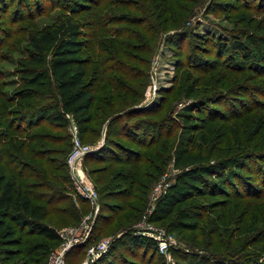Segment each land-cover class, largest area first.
I'll return each instance as SVG.
<instances>
[{
  "label": "rangeland",
  "instance_id": "obj_1",
  "mask_svg": "<svg viewBox=\"0 0 264 264\" xmlns=\"http://www.w3.org/2000/svg\"><path fill=\"white\" fill-rule=\"evenodd\" d=\"M78 1L83 7L75 12L72 6ZM81 1H86V4L83 5ZM152 2L157 6L155 8L159 13V23L150 15ZM256 3H264V0H257ZM263 8L254 9L249 0H100L96 4L87 0H0V106L17 113L11 116L0 108V149L15 151L13 137L18 141L26 140L25 136L29 131L18 132L13 128V121L18 125L21 122L27 125L32 120L35 124L30 126L33 127L30 131L36 135L33 143L29 141V147L23 148V151L16 150L18 153L13 154L16 159L11 165L6 164L9 153L5 151V160L0 163V169L8 171L10 176L9 166H16V171L23 168L32 175L21 180L23 184L33 183L31 193L37 198L41 192L53 195L65 186L62 178L66 175V170L61 163L65 162L66 153L72 146L71 118L67 116L68 124L59 126L44 118L31 116L34 110L47 108L54 102L51 95L55 92V80L48 67L52 51L49 49L46 52V66L36 83H23L22 75L29 64L31 37L46 28H53L64 17L69 16L81 26L79 39L83 41V48L80 58L86 69L85 81L97 98L96 105L100 107L103 103L99 101L112 102L114 98L116 104L113 116L116 118L134 107H142L145 111L135 115L130 122L139 125L137 132L132 131L135 141L127 137L129 130L123 125L122 119L113 121L112 116L104 121L101 118L91 123L93 133L80 131L82 141L96 147L100 142L104 145L106 127L109 124L111 128H108L107 143L118 155L123 152L115 141L142 152V156L149 160L148 163L140 164L144 177L138 175L142 177L138 178L144 186L134 187L144 191L139 194L141 199L127 200V203L138 205L136 209L120 210L117 207L122 202L120 199L106 197L107 203L115 204L109 209L101 198L92 234L97 235L99 225H103L102 221H97L103 209L102 216L111 213L116 218L113 223L100 228V239L113 237L115 241L126 231L136 230L137 225L152 223L174 235V250L181 248L189 255L212 257L220 260V264H264V159L253 158L255 164L251 166L254 168L246 167L247 169L241 170L250 177V187L258 188V196L241 194L240 197H235L231 187L226 184L228 193L225 191L226 194L219 196H192L179 203L168 218L157 219L155 212L160 199L176 183L180 174V170L173 166V150L180 139L182 124L174 121V117L185 104L197 99L205 102L203 109L193 113L194 128H199L205 136L200 139L195 135L196 129L192 130L190 139L187 140V149L208 155L212 162L232 160L238 141H242L243 147L248 144L254 148L259 136L264 134L263 126L257 127L256 130L262 128L258 136L253 132L256 122L264 121L261 120L264 117V107L240 119L224 121L215 118L219 116V112L229 115L225 100L231 99L240 104L243 99L250 105L252 101L249 94L254 95L253 89L264 92V74L259 75L248 67L237 71L233 66L226 65L228 60L237 65L234 68H241L246 63L235 53L221 56L219 45L224 42L229 45L235 39H241L255 53L264 54ZM189 85L195 91V96L190 98L185 96V89ZM6 97H11L14 102L8 103ZM257 97L260 101L264 100L255 93L254 98ZM23 113L29 117L23 119ZM100 125L104 126L103 132ZM143 130H146V138L156 134L154 141L157 144L151 142L156 146L147 148L146 142H142L143 146L136 143L143 139ZM169 130L171 132L159 136ZM17 145L20 143L17 142ZM31 148H34L33 153ZM42 157L48 160H43ZM231 160L229 163L233 164ZM20 161L25 163L21 164ZM51 164L53 168H50ZM104 165L86 159L83 163L86 177L98 190L101 183L97 179L105 176V172H99ZM123 166L113 165L108 170L107 177ZM118 181L119 178H116L114 185ZM43 184H51L54 189L50 188L45 192L47 188ZM66 189L71 198L59 199L54 203H50L47 196L44 199L47 201L48 211L44 223L54 227L57 232L64 228L79 227L91 210L89 203L84 204L78 198L72 182ZM72 200L80 209L79 220L59 213L61 209H70ZM39 201L41 202L40 199ZM195 208L202 209V215L190 214L188 210ZM2 218L0 215V219ZM6 222L14 226L11 219L6 218ZM96 222L99 223L97 227ZM178 226L182 227L180 231L176 229ZM14 231L15 235L12 237H22L23 241H47L48 245H45V250L41 248L39 254L23 256L18 252V248L23 245L8 243L4 240L5 234L0 232V264H22L31 255L35 262L29 261L28 264H39L36 262L38 259L42 262L40 264H46V261L49 264L53 250L64 241L62 238L59 242L45 241L37 235L27 236L20 229ZM228 237L230 242L225 241ZM88 247L89 244L86 248ZM86 248L78 249L77 245L72 248L70 254L65 255V264H83L87 259ZM6 249L13 252L10 257L2 252ZM120 253L121 256L113 264H163L165 260L166 264H185L183 259L175 258L173 252L172 260L169 261L160 253L144 252L143 246L137 243L131 248L121 249ZM97 264L109 263L104 260Z\"/></svg>",
  "mask_w": 264,
  "mask_h": 264
},
{
  "label": "trees",
  "instance_id": "obj_2",
  "mask_svg": "<svg viewBox=\"0 0 264 264\" xmlns=\"http://www.w3.org/2000/svg\"><path fill=\"white\" fill-rule=\"evenodd\" d=\"M91 1L94 4L98 3L97 0H87ZM110 1V0H109ZM112 1V0H111ZM245 1V0H244ZM257 0H249L251 2V5L254 7V9L264 7V3H256ZM83 2V5L86 4V1ZM154 2V1H153ZM150 4L151 7L149 9L151 18L157 20L159 17V13L157 12V7L155 4ZM72 10L79 11L83 7L80 1L76 2L74 6H72ZM264 11V8H263ZM153 12V13H152ZM145 22V21H144ZM155 26H158V24L152 20ZM140 23H143L141 21ZM161 23V22H160ZM167 27V25H165ZM80 24L74 20H72L71 17L66 16L63 18V20L54 26L53 28H46L39 32L37 35H34L31 37V49L29 52L28 57V66L26 68L27 71L23 72L22 75V82L25 84H34L39 80V77L41 74V71L46 66V52L50 49L52 51V57L49 62V70L52 75V77L55 80V92L51 96L53 97V103H51L47 108L42 107L38 110H34L31 114V116L40 117L41 119L44 118L49 123L57 124L59 126H65L68 124V115H71L74 121L77 123L79 130L82 133L91 132L93 131L90 129V124L95 123L96 121H99L101 118H103V121L109 117L112 116V120L115 121L116 119H122L123 125H126L127 130L129 132V136H127L129 139L135 141V136H133L132 131L137 132V126H139L137 123H131V120L135 117V115H139L141 113H144V108L142 107H134L132 109H127L125 114H121L118 118L114 117L113 114L115 113L114 105L116 104L115 99H112V102H105V101H99L103 103L100 107L96 105L97 98L94 95L93 90L89 85H87V82L85 81L86 77V69L85 65L83 63V60L80 58V52L83 48V41L79 39V36L81 35L80 31ZM152 28V27H151ZM220 45V52L221 56H229L230 53H235V55H239L246 63L243 67L234 68L237 65L235 63H231L230 60H228V63L226 65L233 66V69L240 71L245 67H248L250 70H253L257 72V74L261 75L264 74V54L255 53L251 47L247 45V43L241 39H235L232 43H229L227 45L226 42L219 44ZM254 95L255 93L260 96V98H264V92H261L257 89H253ZM26 95H29L30 93H25ZM251 97L252 103L250 105L246 103L243 99L240 100V104L237 102H233L231 99L225 100V103L227 104L229 108V115L221 114L219 112V116H216L215 118L222 119L224 121H229L231 118H242L246 114H250L253 111L257 110L258 108L264 107V100L260 101L257 98H254L253 94H249ZM185 96L190 98L195 96V91L193 89L192 85H189L185 89ZM8 103L14 102V100L9 97L5 99ZM203 99H197L196 101H190L189 103L185 104L182 107V110L180 113H177V115L174 117V121H180L182 124L181 131H180V139L177 144V146L173 150V166L180 170V174L177 176L176 183H173L168 192H166L163 197L160 199L157 208H156V216L157 219H164L168 218L176 209L177 205L186 199L195 196L198 197L200 195H213V196H219L220 194H226L228 193L226 191V184L231 187L232 189V195L235 197H240L241 194H247L250 196H255L258 194L256 192L258 188L250 187V184H252L250 177L246 176L242 173V168H254V166H251L252 164H255L252 159H264V134L259 136V140L256 143V146L254 148H251L247 144V146L243 147L241 144L242 141H238L236 144V148L233 152L234 158L226 159V161L218 160V161H210V158L208 155L203 154L201 152H190L187 149V140H189V135L191 134L192 130L196 129L194 128L195 125H193V121L195 120L193 118V113L195 110L203 109L205 107V102ZM204 106V107H203ZM203 107V108H202ZM1 111L6 113L8 112L11 114V116H15L10 109L3 108V105L0 106ZM218 115V112H215ZM14 114V115H13ZM214 114V113H210ZM5 115V114H4ZM23 119L26 117H29L28 114H22ZM124 117V118H123ZM17 118V117H16ZM264 119L261 118V120ZM30 120L28 124H24L23 122L15 123L13 121V128H16V130L19 131H26L27 133L26 140L25 141H18L17 138L13 137L12 139V145L13 149L15 151H10L4 149H0V163H3L5 160V151H8L9 156H7L8 160L6 163L7 165H11L13 162H15L16 157L13 155L15 152L18 153L16 150L23 151V148L29 147V141L32 143L36 140L34 137L36 135L31 134L30 126L32 124H35V122H31ZM39 123V122H38ZM110 123V122H109ZM104 125V124H103ZM100 125V130L103 132L104 126ZM191 126V127H190ZM263 126L264 127V121L263 122H256V127L254 128L253 132L258 136V134L261 132V129L256 130L257 127ZM18 128V129H17ZM108 128H111V126L108 124L106 127V140L104 145H102L99 149L90 152L86 155V161H92L95 163H104L103 169H101L99 172H105V176L102 178L97 179V182L100 184V189L98 190L100 194V201L102 198V201L107 208L112 209L115 204H109L105 200L106 197L110 198H118L122 202L117 205L120 210L128 209H136L138 205H134L132 203H127V200L132 198L134 200L141 199L140 195L141 193H144V191L140 189H134V187L138 186H144L142 183V180H140L138 177L142 178L144 177V174L140 171L141 166L140 164L148 163L149 160L146 159L144 156H142V152H138L135 149H131L127 146H123L120 142L115 141L116 144L119 145V148L122 150L123 154L118 155V153L111 147L107 141H108ZM162 130V129H161ZM171 132V130L160 133L167 134ZM252 132V133H253ZM98 133V132H97ZM2 133H0L1 135ZM155 133H153L150 138H146L147 136L146 130L142 131V137L143 139H139V141H136L139 146H143L142 142H146L148 146H145L147 148H151L157 144V141H154L156 139ZM195 135L199 136L200 139H203L204 133L199 128L195 130ZM148 137V136H147ZM184 137L186 139H184ZM1 139V138H0ZM35 139V140H34ZM11 141V139H10ZM17 142L20 143V145H17ZM152 142V143H151ZM208 142V141H206ZM230 143V142H229ZM152 145V146H151ZM229 145V144H228ZM261 145V147H259ZM26 146V147H25ZM70 150V148H69ZM68 150V152H69ZM25 152V151H24ZM31 152H34V148H31ZM68 152L66 154H68ZM36 153V152H35ZM63 153V152H62ZM34 156L39 157L38 155L34 154ZM67 158V156H66ZM65 162H62V166H65V172L66 175L62 178V183H65V186H63L62 190L59 192H56V194L53 195H47V193H42L39 195V198L34 197L31 193V188L34 187L33 183H26L23 184L21 178H29L32 175L26 173L24 169H18V171L15 170V167L9 166V171L11 173L10 176H8L9 172L4 171V169H0V215L3 217L0 219V232L5 234L4 240L7 241L10 244H14L16 246H20V244L23 245V247L18 248L19 254L25 256L27 254H39L40 249L42 248L45 250L46 246L48 245L46 240H57L58 242L61 240V237L57 230L54 227H51L44 223L46 217H47V201L44 200L47 196L50 203L57 202L59 199L69 198V194L66 192V187L68 184H70L71 178L70 174H68V166ZM43 160H48L42 157ZM233 161L230 164L229 161ZM248 161V162H247ZM11 163V164H10ZM21 163V161H20ZM24 164L25 162L22 161ZM21 163V164H22ZM49 163V162H48ZM247 163H249L247 165ZM5 164V168H6ZM123 164L124 166L121 167L120 170H118L116 173H113L112 175L107 177V173L112 169L113 165ZM203 164V165H202ZM127 167V168H126ZM50 168H53L52 164L50 165ZM246 168V169H247ZM109 170V171H108ZM138 175H143L138 176ZM116 178H119L118 183H115L117 185H114V182L116 181ZM120 183V184H119ZM45 190L49 191L50 188L54 189L51 184H43ZM244 190H241V186ZM225 186V187H224ZM118 187V188H116ZM141 187V188H142ZM146 187V186H145ZM56 190V189H55ZM65 190V191H63ZM102 190L104 192H102ZM226 191V193H225ZM246 195V196H247ZM67 196V197H66ZM258 196V195H257ZM71 198V197H70ZM41 200V203L39 201ZM84 204L87 202L82 200ZM107 203V204H106ZM109 204V205H108ZM103 207V204H102ZM119 210V212H120ZM191 210V211H190ZM190 214H193L195 216L202 215V209H189ZM59 213H63L64 216H68L69 218H72L74 220L80 218V209H78L75 206V203H73V200L70 203V209H61L59 210ZM103 209L99 213L98 222H103V225H99L96 222V227L99 225V230L96 234H92L94 228H92L91 234L89 237L81 244L77 245L78 249H85L87 245L97 242L100 240L101 236L99 234L101 233L102 227H104L106 224L113 223L112 221L115 220L116 216L112 215L111 213L108 215L102 216ZM115 214V213H114ZM7 219H11L14 223V226H12L10 223L6 222ZM94 226V225H93ZM189 226V225H187ZM181 226H178L176 229L179 231L181 230ZM14 229L21 230L22 232L26 233L27 236L31 235H37L39 237L44 238L46 242H41L38 239L33 240H26L23 241L22 237H12L15 235ZM123 235V236H122ZM119 237L113 241L111 248L109 251L102 255L99 259H97L95 262H92L91 264H97L101 263L102 261H107L109 264H113L116 258L121 256L120 250L131 248L133 244H140V246H143V251H152V253L159 254L157 243L153 239L142 236V235H136L134 233V230L131 229L123 233ZM224 241V239H223ZM226 242L229 241L228 239H225ZM229 244V243H226ZM48 247V246H47ZM76 247V246H75ZM74 249V247H73ZM71 249L67 254H70V252L73 250ZM87 249V248H86ZM8 257L13 254L12 251H9L8 249L3 250ZM172 252L175 255V258H181L185 261V264H220L221 261L217 260L212 257H204V256H195V255H189L185 252L184 249L177 248L172 249ZM120 254V255H119ZM161 254V253H160ZM44 255V253H42ZM29 260L22 264H28L29 261L35 262V259H33L32 255L31 257H27ZM39 260V259H38ZM38 262L39 264L42 263L40 260ZM165 260V259H164ZM166 264V260L164 261ZM44 264V263H43ZM47 264V261H46Z\"/></svg>",
  "mask_w": 264,
  "mask_h": 264
},
{
  "label": "built area",
  "instance_id": "obj_3",
  "mask_svg": "<svg viewBox=\"0 0 264 264\" xmlns=\"http://www.w3.org/2000/svg\"><path fill=\"white\" fill-rule=\"evenodd\" d=\"M68 116L71 118L72 146L67 154L66 163L76 195L78 198L89 203L91 210L85 215L79 227L64 228L58 231L64 241L53 250L50 255L49 264H65L66 253L76 245L83 243L89 237L95 223L96 215L100 209V194L93 182L86 177L83 163L86 155L99 149L103 143L100 142L96 147L84 143L80 137V130L77 123L71 115ZM134 233L156 241L158 251L169 261L172 260V248L175 244V237L170 232L152 223H148L146 225H137ZM66 236L68 239H65ZM113 241L114 238L109 237L91 243L87 248V259L83 264H90L89 262L92 263L106 254L111 248Z\"/></svg>",
  "mask_w": 264,
  "mask_h": 264
}]
</instances>
